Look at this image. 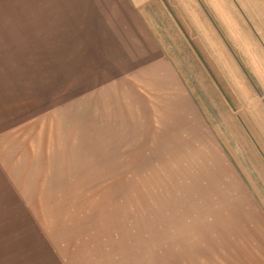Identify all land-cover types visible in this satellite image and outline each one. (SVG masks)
Wrapping results in <instances>:
<instances>
[{
	"label": "rangeland",
	"instance_id": "374dc122",
	"mask_svg": "<svg viewBox=\"0 0 264 264\" xmlns=\"http://www.w3.org/2000/svg\"><path fill=\"white\" fill-rule=\"evenodd\" d=\"M228 2L220 77L126 0H0V264H264V0Z\"/></svg>",
	"mask_w": 264,
	"mask_h": 264
},
{
	"label": "crops",
	"instance_id": "0c3cea01",
	"mask_svg": "<svg viewBox=\"0 0 264 264\" xmlns=\"http://www.w3.org/2000/svg\"><path fill=\"white\" fill-rule=\"evenodd\" d=\"M135 9L136 16L141 21L142 38H147L148 45L153 46L147 52L146 60L182 61L180 76L190 75L191 69L186 61H194L192 73L197 75L196 68L207 71L204 64L218 69L219 72H200L205 76H227L228 48L230 38L228 28L219 30L213 24V13L220 12L219 8H229L228 0H126ZM216 33V38L214 36ZM232 35V34H231ZM224 39V41H223ZM214 42L218 47L214 46ZM224 42V43H223ZM145 43V42H142ZM224 46V49H223ZM264 64V54L260 55ZM203 61L208 63H196ZM220 61V64H217ZM210 62V63H209ZM224 62V63H223ZM188 67V68H187ZM189 70V71H187ZM184 73H183V72ZM186 72V73H185ZM250 109L257 115L260 125L264 127V107L254 98L249 104ZM233 124V122H231ZM234 127V126H233ZM237 143L245 158L247 167L255 168L264 181V166L252 149H247L242 139ZM255 170V171H256Z\"/></svg>",
	"mask_w": 264,
	"mask_h": 264
}]
</instances>
